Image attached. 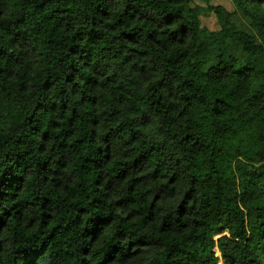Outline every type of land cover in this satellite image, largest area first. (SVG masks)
Segmentation results:
<instances>
[{"label": "trees", "instance_id": "obj_1", "mask_svg": "<svg viewBox=\"0 0 264 264\" xmlns=\"http://www.w3.org/2000/svg\"><path fill=\"white\" fill-rule=\"evenodd\" d=\"M213 1L0 0V264H264V0Z\"/></svg>", "mask_w": 264, "mask_h": 264}, {"label": "rangeland", "instance_id": "obj_2", "mask_svg": "<svg viewBox=\"0 0 264 264\" xmlns=\"http://www.w3.org/2000/svg\"><path fill=\"white\" fill-rule=\"evenodd\" d=\"M199 5L201 7H205V5H201V4H199ZM218 5L225 7L228 11L233 10V6H232L230 0H214L212 3V6H218ZM239 15H240L241 21L244 24H246V25L250 24L249 20L241 12L239 13ZM201 20H202L203 27H205L211 31L218 30V24H217V20H216V17L214 14L206 13L202 16Z\"/></svg>", "mask_w": 264, "mask_h": 264}]
</instances>
